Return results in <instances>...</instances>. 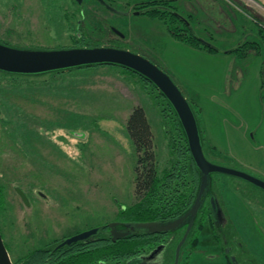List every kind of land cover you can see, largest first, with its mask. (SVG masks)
<instances>
[{
	"label": "rangeland",
	"instance_id": "374dc122",
	"mask_svg": "<svg viewBox=\"0 0 264 264\" xmlns=\"http://www.w3.org/2000/svg\"><path fill=\"white\" fill-rule=\"evenodd\" d=\"M74 1L0 0V41L51 50L73 45L79 35L141 54L172 78L197 111L206 159L264 181V8L257 0L169 2L204 43L222 51L255 43L243 48L244 58L179 41L171 32L183 24L170 16L130 14L145 0H105L127 15L92 0ZM26 80L0 85V233L15 264L35 249L115 222L133 203L136 154L125 122L135 106L150 125L158 167L171 159L168 126L150 86L135 75L101 65ZM211 181L238 241L264 263V191L224 174H212ZM196 234L198 243L184 248L181 264H226L212 225L206 222Z\"/></svg>",
	"mask_w": 264,
	"mask_h": 264
},
{
	"label": "trees",
	"instance_id": "16d2710c",
	"mask_svg": "<svg viewBox=\"0 0 264 264\" xmlns=\"http://www.w3.org/2000/svg\"><path fill=\"white\" fill-rule=\"evenodd\" d=\"M92 1L96 3L95 0ZM169 2L170 0H145L142 3V7L139 8L142 10L136 15H146L160 20L166 16H170L175 22L183 24L182 29L175 28V31L171 32L174 38L188 46L196 49H204L210 53L235 54L236 56L244 58L248 53L246 54L243 48L254 47L255 43L244 42L238 44L236 48L222 51L210 43H204L193 34L189 23L185 22L182 16H179L173 8L170 9ZM184 31H186L187 34L186 32L184 33ZM185 35H187V37ZM0 43L6 44L7 42L0 41ZM97 46H102V44L92 42L89 39H79L78 35L77 38L73 39V45L69 47ZM255 52L257 55L258 51L255 50ZM95 66L98 65L83 66L44 74L53 77L55 75H63L64 73L75 69L88 70L90 67ZM120 68L129 74L135 75L145 84L150 86L151 91L154 94L152 97L155 105L159 107L162 120L165 123L164 126H168L166 132L168 131L167 138L169 141L168 146L171 159L166 165L158 167L150 125L146 119L143 108L135 106L125 122L126 132L133 143L136 154L134 201L127 208L122 209L118 219L115 221L123 223L120 224L122 227L125 223L166 221L174 219L178 215H182L192 204L199 183V173L191 158L180 123L164 96L142 76L131 70L122 67ZM40 75H17L0 72V85H14L22 80L27 81L26 78L37 77ZM261 78L264 84V68H262ZM190 107L196 117L197 111L192 108L191 105ZM2 120L3 117H1L0 110V121L2 122ZM201 132L202 131L199 128L202 151L204 154L203 147L205 146V139ZM7 138H9L8 140L11 143H14L13 140L15 139L13 138V133H8ZM16 144L17 143H15V145ZM21 144L26 150H29L27 144L22 141ZM17 147L21 153L23 152L24 154H27V151L22 146L17 145ZM0 200H2L1 197ZM206 222H209L213 225L212 227H214L213 221L211 223V220L207 218L206 211H202L194 221L193 228L190 230L186 242L182 247V252L185 250V247L198 243L196 233L200 231ZM102 227L103 231L98 235L99 238L96 241L93 240L91 245L85 246L81 245L84 243H75L70 246L55 249L56 245L63 239L62 238L59 241L53 242L49 246L35 249L20 264H90L92 262L124 264L129 258L138 254L146 253L148 250L153 249L158 243V241L155 240V236H150L151 234H132L125 238L112 241L106 225ZM76 245L83 246V248L76 249V247H78ZM69 248H71V251ZM68 251H70L69 254L67 253Z\"/></svg>",
	"mask_w": 264,
	"mask_h": 264
},
{
	"label": "water",
	"instance_id": "95a60500",
	"mask_svg": "<svg viewBox=\"0 0 264 264\" xmlns=\"http://www.w3.org/2000/svg\"><path fill=\"white\" fill-rule=\"evenodd\" d=\"M97 1L113 13L120 15L127 14L126 12L119 11L107 5L103 0ZM76 2L80 4L81 0H76ZM134 14H137V12ZM113 32L119 34L115 29H113ZM93 65L119 66L131 70L148 80L167 100L183 130L188 150L199 173L197 191L190 207L178 218L166 221L125 223L122 227L119 222H112L106 225L112 241L125 238L132 234H159L171 232L182 226H186L174 249L172 264H178L181 248L186 242L195 221L196 214L210 189L212 174L218 173L239 178L262 191H264V181L244 172L214 164L206 159L202 151V142L197 120L190 104L184 98L172 78L141 54L110 46L31 50L14 48L0 43V72L3 73L32 76ZM14 190L22 203L28 206L29 203L25 193L18 187ZM212 207L211 205V208ZM214 222H217L216 219H214ZM102 229V226L94 227L69 236L62 239L56 245L55 249L70 246L75 243H88L92 238L100 235ZM160 250L161 246L154 249L147 257H134L128 259L125 264H143L144 260L152 259ZM0 264H13L3 242L1 233Z\"/></svg>",
	"mask_w": 264,
	"mask_h": 264
},
{
	"label": "flooded vegetation",
	"instance_id": "af4514ba",
	"mask_svg": "<svg viewBox=\"0 0 264 264\" xmlns=\"http://www.w3.org/2000/svg\"><path fill=\"white\" fill-rule=\"evenodd\" d=\"M95 1L98 3L99 6L106 9V7L103 4L99 3L97 0ZM103 1L107 5L111 6L105 0ZM141 10L142 9L133 10L130 12V14H134L136 12L138 13ZM120 36L122 37V35ZM210 199H211V204H210ZM211 205L213 206L212 208H211ZM226 206H227L226 203L219 197V191L216 189V187L214 186V183L211 181L210 189L204 198L202 206L200 207V209L198 210L196 214L195 220L202 211H206L207 218L211 220V223L212 221L214 223L213 238L216 240L218 238L219 242L217 243H218L219 251L222 254L223 259L225 260L226 264H264L261 260L257 258L256 254L252 253L249 250V248L245 245L246 243L242 241H238V238L234 234L233 228L230 224L231 219L227 212ZM179 216L181 215H178L175 218H178ZM214 219H216L217 221L216 223L214 222ZM115 222H119V221H115ZM119 224H123V223L119 222ZM227 224H229L230 226H225ZM193 225L191 229L193 228ZM185 228L186 226H182L171 232L151 234L150 236H155V238H157V241H158L157 245L153 249L148 250L146 253L138 254L131 258L147 257L154 249L161 246V250L152 259L144 260L143 264H172L173 258H174L175 245L181 238ZM101 231H103V229ZM98 238L99 237L96 236L92 238L90 242L84 243L81 245H85V246L91 245L92 241L93 240L96 241ZM81 248H83V246L76 247V249H81ZM69 250L71 251V248H69ZM70 251H68L67 253L69 254ZM182 253L183 252L181 248L178 264L182 263ZM248 253L251 255H249ZM90 264H104V263L103 262H97V263L92 262Z\"/></svg>",
	"mask_w": 264,
	"mask_h": 264
},
{
	"label": "crops",
	"instance_id": "0c3cea01",
	"mask_svg": "<svg viewBox=\"0 0 264 264\" xmlns=\"http://www.w3.org/2000/svg\"><path fill=\"white\" fill-rule=\"evenodd\" d=\"M258 1V3L260 4L259 6L261 7V8H264V0H257ZM219 14H221L220 16H219V18H222V19H224V20H226L227 21V19H229V17L226 15V13H224L223 11L221 12H218ZM215 54H218V53H215ZM219 54H221V53H219ZM229 55H232V54H228V53H225V54H222V56H229Z\"/></svg>",
	"mask_w": 264,
	"mask_h": 264
}]
</instances>
